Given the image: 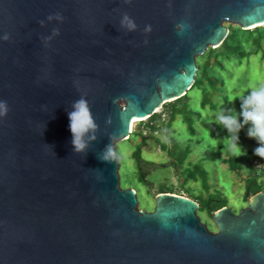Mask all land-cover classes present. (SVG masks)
<instances>
[{"label":"water","instance_id":"obj_1","mask_svg":"<svg viewBox=\"0 0 264 264\" xmlns=\"http://www.w3.org/2000/svg\"><path fill=\"white\" fill-rule=\"evenodd\" d=\"M225 23L263 26L264 0H0V264H264V191L213 213L211 233L195 201L161 193L137 210L118 178L114 142L189 91ZM81 95L98 131L76 153L68 112ZM164 167L138 160L141 180Z\"/></svg>","mask_w":264,"mask_h":264},{"label":"rangeland","instance_id":"obj_2","mask_svg":"<svg viewBox=\"0 0 264 264\" xmlns=\"http://www.w3.org/2000/svg\"><path fill=\"white\" fill-rule=\"evenodd\" d=\"M224 26L227 29L229 27H237L227 23ZM260 37L262 38L261 48L256 54L241 59L239 61L240 63L236 61L231 62L228 64L229 66L227 65L225 67V70L221 74L224 82L222 93L212 90L206 80L203 81L200 88H194L190 92L188 91V109L194 112V116H191L194 122V134L191 144L194 147L189 155L188 162L192 164L199 163V160H202L207 153L208 145L215 146L214 151H217L218 149L216 147L225 142L219 136L212 137V134L216 131L219 133L221 129V122L217 119L218 113L224 112L228 115L239 114L241 110L240 98L247 95L252 88L264 85V35H260ZM203 60H196L198 68L204 62ZM212 62L213 59H210L209 63ZM157 113H161L162 120L167 119L168 108L162 106ZM145 121L139 120L132 127V132L142 131L146 137V144L140 152L141 159L152 165H166L164 168L152 170L147 177L146 180L151 184L152 189L140 179L138 161L133 158V153L137 148L140 138L130 142H114V150L116 151L117 162L119 164L118 178L120 188H131L134 190L138 200L137 210L145 212L153 211L154 198L157 195L158 187L162 184L172 186L174 193L185 198L189 197V193L186 191L189 190L197 198L195 199L197 204L201 203L198 197L202 196L203 198H207L210 195H215V190L217 189L221 191L222 197L227 200L226 207L235 215L241 209L247 207L249 199L253 196L248 194V197H245L247 191L245 187L247 183L246 179L249 174H256L258 184L264 189L263 172L258 175V172L253 166L254 170H248L246 167L239 173L230 172L228 164L217 159L213 161L203 160V166L209 178L208 191L203 188L200 180H189L187 184L181 186L183 177L180 175V171L173 166L174 160L166 152L161 151L160 145L156 142V139H159L160 142L167 143L168 135L165 133V129L161 128L159 132L150 133L144 127L140 126V123H144ZM170 130L175 134L174 139L180 143L185 144L191 137L186 125L183 124L181 116L175 118ZM227 149L225 148L221 151V156L224 159H226ZM253 162L259 163L262 169L264 168L263 161L253 159L252 165L254 164ZM196 214L201 224L205 225L209 232H217L212 222V216H209L205 211H197Z\"/></svg>","mask_w":264,"mask_h":264},{"label":"trees","instance_id":"obj_3","mask_svg":"<svg viewBox=\"0 0 264 264\" xmlns=\"http://www.w3.org/2000/svg\"><path fill=\"white\" fill-rule=\"evenodd\" d=\"M260 35H264V25L252 30H241L239 27H229L227 37L218 48L208 49L204 55L196 58V60H203L205 57L203 60L204 62L200 64V68L197 67V75L189 92L194 88H200L203 81L206 80L212 90L222 93L224 82L221 74L225 70V67L231 62H239L245 57L256 54L261 48L262 38H259ZM210 59H213L212 63H209ZM187 94L188 92L183 97L163 105L168 108L167 119L162 120L161 113H155L144 123H140V126L144 127L150 133L159 132L161 131V128L165 129V133L168 135L167 143L160 142L159 139H156V142L160 145L161 151L166 152V154L174 160L173 166L180 171V175L183 177L181 186L187 184L189 180H200L203 188L208 191L209 178L208 173L203 166V160L213 161L217 159L228 164L230 172L237 173L241 172L246 167L248 170H252L253 159L264 162V159H261L254 154V149L258 145L254 139H250L247 136L246 131H248V125H245L238 134L239 145L244 150L245 155L236 157V154L231 149L229 143L233 134L229 133L222 123L220 132L218 133L216 131L212 134V137L215 138L219 136L225 142L216 147L218 149L217 151H214L215 146L208 145L207 153L202 160H199V163L192 164L188 162L189 155L194 147V145L191 144L192 136L194 134V122L191 116H194V112L188 109ZM203 106H205V104H203ZM177 116L182 117L183 124L186 125L188 132L191 134L190 139H188L185 144L174 139L175 134L170 130L172 123ZM137 138H140V141L133 153V158L138 161L141 159L140 152L146 144V137L143 135L142 131H133L126 141H135ZM225 148H228L226 151V159L221 156V151ZM261 172L264 173V168L261 169ZM258 175H260V173ZM246 182L245 187L250 195H255L258 192L264 191L263 187L257 182L256 174H249ZM173 191L172 186L162 184L158 187L156 194L168 193L178 195ZM186 191L189 193V197L187 198L192 199L193 201L197 199L189 192V190ZM198 198L201 201V203L198 204V211H205L209 216H212L213 213L227 206V200L222 197L221 191L217 189L215 190V195H210L207 198H203L202 196Z\"/></svg>","mask_w":264,"mask_h":264},{"label":"clouds","instance_id":"obj_4","mask_svg":"<svg viewBox=\"0 0 264 264\" xmlns=\"http://www.w3.org/2000/svg\"><path fill=\"white\" fill-rule=\"evenodd\" d=\"M48 21H61L62 17L59 13L54 16H49ZM43 21L40 22L43 25ZM120 27L127 31H134L136 24L127 13L122 14ZM183 27V26H181ZM146 31H150V26H146ZM59 35L58 29H53L50 36L43 38L46 43L54 36ZM3 39L7 41L8 35H4ZM239 114L228 115L220 112L217 119L225 126L229 133H232L230 147L235 152L236 157L245 155L244 150L239 145V132L248 125L247 136L257 142V147L254 149V154L261 159H264V85L252 88L249 93L240 98ZM8 106L6 101H0V117L7 115ZM234 112V111H232ZM69 130L71 132V144L74 152L85 153L91 142L96 140L98 125L93 118L88 100L84 95L75 100L71 105V110L68 112ZM106 124H111V117L107 118ZM112 155L110 145L100 153L99 159L106 161Z\"/></svg>","mask_w":264,"mask_h":264},{"label":"built area","instance_id":"obj_5","mask_svg":"<svg viewBox=\"0 0 264 264\" xmlns=\"http://www.w3.org/2000/svg\"><path fill=\"white\" fill-rule=\"evenodd\" d=\"M253 163H254L253 167L258 172V174L261 173V169H262L261 165L259 163L257 164L256 162H253Z\"/></svg>","mask_w":264,"mask_h":264},{"label":"bare ground","instance_id":"obj_6","mask_svg":"<svg viewBox=\"0 0 264 264\" xmlns=\"http://www.w3.org/2000/svg\"><path fill=\"white\" fill-rule=\"evenodd\" d=\"M139 120H142V119H132L131 121V126H130V131H132V127H133V124Z\"/></svg>","mask_w":264,"mask_h":264},{"label":"flooded vegetation","instance_id":"obj_7","mask_svg":"<svg viewBox=\"0 0 264 264\" xmlns=\"http://www.w3.org/2000/svg\"><path fill=\"white\" fill-rule=\"evenodd\" d=\"M151 171L148 172V174L146 175V177L144 178V180H142L144 183L147 182V177L150 175ZM151 188V187H150ZM152 189V188H151Z\"/></svg>","mask_w":264,"mask_h":264}]
</instances>
